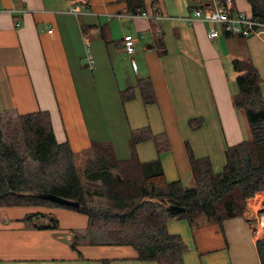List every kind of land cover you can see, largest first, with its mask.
Segmentation results:
<instances>
[{"label":"crops","instance_id":"1","mask_svg":"<svg viewBox=\"0 0 264 264\" xmlns=\"http://www.w3.org/2000/svg\"><path fill=\"white\" fill-rule=\"evenodd\" d=\"M153 1L133 16L123 0H0V113L48 112L58 143L76 154L109 143L118 160L130 157L131 131L148 127L167 145L158 151L153 140L138 144L143 166L158 164L167 182L190 188L189 151L219 172L226 148L250 139L245 113L232 103V62L254 67L264 100V38L225 36L218 25L220 36L209 39V24L193 11L212 0ZM227 2L251 16L246 0ZM127 34L135 40L132 55ZM146 78L154 104L141 98L138 82ZM124 90L134 97L123 102ZM256 219L264 222L263 191L221 227L204 217L194 227L170 219L167 231L186 246L183 264H261ZM87 226V216L62 207H0V264H157L139 260L131 246L77 241Z\"/></svg>","mask_w":264,"mask_h":264},{"label":"trees","instance_id":"2","mask_svg":"<svg viewBox=\"0 0 264 264\" xmlns=\"http://www.w3.org/2000/svg\"><path fill=\"white\" fill-rule=\"evenodd\" d=\"M129 14L142 15L145 0H123ZM225 3L227 0H216ZM251 16L264 20V0H246ZM212 2V1H211ZM210 2V4H211ZM156 5V0L152 2ZM209 4V5H210ZM238 88L233 106L244 111L250 139L225 150V161L214 172L207 158L196 159L189 151L193 186L167 182L158 164L143 166L136 146L153 140L157 150L166 149L167 140L155 136L148 127L132 130L130 157L118 160L109 143L90 144L87 152L74 153L67 142L55 139L48 112L9 116L0 113V207H61L39 200L49 193L76 201L74 210L88 218L84 233L75 238L90 245L133 247L139 260L157 264H183L186 246L178 235L169 234L170 219L185 220L194 227L199 217L221 227L226 220L239 218L246 199L264 192V100L259 76L247 61L234 60ZM145 105L154 104L150 81L138 82ZM132 90L120 92L123 102L132 99ZM199 122H192L197 127ZM84 162L81 175L77 164ZM147 170V171H146ZM100 190L91 192L90 185ZM184 209L173 216L168 206ZM260 263L264 264V239L256 242Z\"/></svg>","mask_w":264,"mask_h":264},{"label":"built area","instance_id":"3","mask_svg":"<svg viewBox=\"0 0 264 264\" xmlns=\"http://www.w3.org/2000/svg\"><path fill=\"white\" fill-rule=\"evenodd\" d=\"M72 13H76L77 10L73 9ZM194 16L196 18H202L207 24H209V39H217L220 34L216 30V26H221L222 33L225 36L238 35L241 37H259L264 38V20L247 16L238 11H232L229 3H220L216 0H212L208 7L201 10H194ZM126 53L132 55L134 52L135 40L132 35H125L123 38ZM89 55V54H88ZM89 67H92L93 60L89 55L88 58ZM253 234L257 239H264V222L259 219L255 220Z\"/></svg>","mask_w":264,"mask_h":264},{"label":"water","instance_id":"4","mask_svg":"<svg viewBox=\"0 0 264 264\" xmlns=\"http://www.w3.org/2000/svg\"><path fill=\"white\" fill-rule=\"evenodd\" d=\"M36 198L39 200L51 202L61 207L77 208L79 206V203L76 201H70L49 193L37 194ZM166 210L168 213H170L173 216H177L184 212V209L182 207L173 206V205L168 206Z\"/></svg>","mask_w":264,"mask_h":264},{"label":"rangeland","instance_id":"5","mask_svg":"<svg viewBox=\"0 0 264 264\" xmlns=\"http://www.w3.org/2000/svg\"><path fill=\"white\" fill-rule=\"evenodd\" d=\"M203 0H195V1H193L194 3L195 2H202ZM260 79V78H259ZM261 83H262V81H261ZM10 116V115H9ZM83 166H84V162L83 161H79V163L77 164V169H78V172H79V174L81 175V173H82V168H83ZM87 188H89L90 189V191L91 192H95V191H97V190H100L99 189V186L96 184V185H90L89 187H87Z\"/></svg>","mask_w":264,"mask_h":264}]
</instances>
